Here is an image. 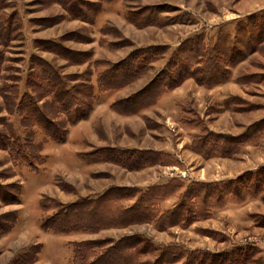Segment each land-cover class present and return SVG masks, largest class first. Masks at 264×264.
<instances>
[{
  "label": "rangeland",
  "instance_id": "374dc122",
  "mask_svg": "<svg viewBox=\"0 0 264 264\" xmlns=\"http://www.w3.org/2000/svg\"><path fill=\"white\" fill-rule=\"evenodd\" d=\"M83 1L93 4L90 9L80 4L86 20L72 17L66 8L70 5L63 7L61 0H0V264H72L73 242L96 239L117 242L134 234L146 236L156 249L143 262H153L159 254L157 249L175 247L185 253V259L176 264H185L192 252L201 257L204 253L238 249L252 255L251 260L235 264H264V201L246 212L236 208L232 216L223 218L222 213L220 216L229 205L242 206L253 198L242 204L229 203L213 211L208 219L164 231H158L153 224L96 234L55 235L42 230L44 221L58 213L60 205L82 198L94 199L111 188L148 191L180 181L185 191L187 186L201 180L203 170L208 179L226 169L233 172L246 167L237 162L204 163L207 159L193 151L189 158L183 155L180 145L185 139L190 148L192 136L201 134L184 123L196 119L191 109L206 116L215 107L218 118L216 122L211 120V126L232 139L242 137L264 120V0ZM96 8L98 12L94 14ZM260 30L259 40L253 46L250 32L258 34ZM196 39L207 44L211 55L222 56L224 48L230 47L249 56L232 69L231 90L217 89L219 86L207 88L188 79L184 86L166 91L153 105L135 114L128 115L130 111L121 107L118 108L123 113L116 109L121 101L146 89L171 66L184 43ZM134 55L147 68L144 74L121 89L102 90L99 79L116 87L118 78L113 75L115 81L110 80L109 72L117 65L126 67ZM40 61L64 78L77 97L76 89L86 91L92 87L93 99L88 102L92 109L86 118L76 121L79 113L74 109L69 117L59 112L51 97L42 91ZM197 61H201L200 57ZM242 77L248 80L237 83ZM230 91L231 108H226L227 99H222ZM25 96L37 100L38 107L58 127L59 135L65 134L64 140L49 139L41 124L35 125L26 118L27 112L21 110L22 101L24 104L28 101ZM81 107L83 111L87 108ZM202 119L209 127L205 117ZM7 143L17 144L15 151L20 154L11 155L2 146ZM249 143L257 146L249 165L263 164L264 132ZM108 148L148 151L161 148L168 163L155 165L159 168L153 170L148 167L130 171L108 162L107 152L102 151ZM237 148L243 150L245 144ZM262 167L248 171L260 170L252 181L262 179ZM261 188L262 195L263 183ZM131 203L126 201L124 206ZM173 203L162 204V211L173 208ZM254 208L260 214H251ZM113 244L103 246L100 251Z\"/></svg>",
  "mask_w": 264,
  "mask_h": 264
},
{
  "label": "trees",
  "instance_id": "16d2710c",
  "mask_svg": "<svg viewBox=\"0 0 264 264\" xmlns=\"http://www.w3.org/2000/svg\"><path fill=\"white\" fill-rule=\"evenodd\" d=\"M98 1L108 3L113 0ZM61 2L63 7L69 4L70 6L66 8L70 10L72 17L81 20H86L87 17L81 5L89 9L93 7V4L83 0H61ZM94 11V14H96L98 8ZM260 33L261 30L258 34L250 32L253 37V43L251 41L250 43L253 46L259 40L257 35ZM200 41L196 39L184 43L178 50L171 66L161 72L146 89L144 88L131 98L121 101L120 106L116 105V109L122 112L118 108L121 107L126 111H130L128 115L135 114L144 107L153 105L166 91L179 87L188 79H194L199 85L207 88L226 84L230 82L232 69L249 58L245 55V52L238 48L230 49V47L224 48L222 56L211 55V49L207 47L206 43L202 44ZM251 50H253V53L256 52V48ZM134 57L135 55L128 59L126 67L117 65L109 72L108 78L110 80L115 81L114 76L118 78L116 87L104 84L99 79L100 88L105 92L115 90V88L121 89V87L133 82L134 79L141 77L147 68L144 67L143 61L139 63ZM199 57L200 62L197 61ZM204 59L207 61L202 62ZM40 62H42V65L39 79L44 80V86L42 88L38 87L47 96L51 97L59 112L67 114L69 117L70 111L74 109L79 113L76 121L86 118L92 109L91 104H88L93 99H91L92 87H88L86 91L81 88L76 89L75 93L78 92L79 96L77 97L68 88L64 78L49 68L45 62ZM223 63L225 65L221 67ZM197 65H199L198 68ZM240 80L237 83L243 84V80H248V77H242ZM26 98L27 103L24 104L22 101L21 106V110L27 112L26 118L34 122L35 125L41 124L45 128L49 139L53 141L64 140L65 134L61 133L59 135L58 127L47 118L43 113V109L38 107L37 100ZM81 105H86L87 108L83 111ZM224 106L231 108L230 98L224 102ZM81 110L82 112H80ZM190 112L193 115L192 117L196 116V119L193 118L192 121L185 120V125L191 126L187 127L190 130L197 129L201 131V134L192 136L190 148L206 159L216 157L232 158L240 151L237 148L238 146L241 148L244 144H250L249 142H253L259 133L264 132L263 120L250 128L242 137H238L239 139H232L228 137L229 135L217 134L209 130L205 121L194 109H191ZM2 146L8 148L13 156L20 154L15 151L16 146L18 147L17 144L14 146L7 143ZM102 151L103 153L107 152L108 162H113L130 171L168 163L162 152L119 148H108ZM263 169L264 167H262V171ZM258 172H246L237 179L223 183H192L187 186L188 188H185V191L182 190L185 186L180 181V183L169 182L148 191H141L136 188H111L97 198H82L74 203L60 205V211L44 221L42 230L52 232L55 235H71L78 233L96 234L108 229H125L143 224H153L158 231H164L178 225L187 226V224L194 221L210 218L213 211L223 209L229 203L242 204L249 198L256 199L260 197L263 192L261 184H264V175L260 181L251 180L253 176L258 177ZM246 190L250 193H245ZM177 194H179L177 204L169 210L162 211L161 205ZM126 201H133V203L124 206ZM112 243L114 244L111 247L100 251V248ZM71 246L73 247L72 264H176L185 259L184 251L175 247H163L157 249L159 254L153 262H143L144 257L156 253L152 242L143 234L127 236L117 242L106 241L104 243L102 240L96 239L73 242ZM200 255L197 252L190 253L186 257L185 264H235L238 261L251 260L250 256L252 254H246L242 249H238L227 253H204V256L201 257ZM233 257H235L234 260Z\"/></svg>",
  "mask_w": 264,
  "mask_h": 264
},
{
  "label": "crops",
  "instance_id": "0c3cea01",
  "mask_svg": "<svg viewBox=\"0 0 264 264\" xmlns=\"http://www.w3.org/2000/svg\"><path fill=\"white\" fill-rule=\"evenodd\" d=\"M187 83V82H186ZM185 83V84H186ZM185 84H183V86L185 85ZM182 86V87H183ZM232 83L231 82H229V83H226V84H223V85H220L219 87H216L217 89H221V88H223V89H226L227 91H229V90H231L232 89ZM243 86H245V85H243ZM206 91L208 90V89H205ZM211 90H215V88L214 89H211ZM230 95H231V91H230V93H229V95L228 96H226V97H224L222 100H226V99H228L229 97H230ZM233 95V94H232ZM210 107V106H209ZM215 107H212V109H208L209 111L208 112H206V116H205V114L203 115V114H201V118H204L205 117V119L208 121V128H209V130H211V131H213V132H220V133H224V132H222L221 130L220 131H217V129L216 128H214V127H212L211 126V120H214L215 119V122L217 121V114L215 113V111H216V109H215V111L213 110ZM204 116V117H203ZM222 116H224V115H220V117H222ZM220 120H222V119H220ZM225 133H226V131H225ZM227 133H230V131H228ZM186 141H185V143L183 144V146L182 145H180L181 146V150L183 149L184 150V156L186 157V158H189V156H190V154H192L191 152H192V150L189 148V142H188V140L187 139H185ZM262 145V143H260L258 146H261ZM254 148H257V146H255V145H251V146H249L248 144L247 145H245V148L242 150H240V153L237 155V156H235V158H211V159H207L204 163H209V164H215V162H224V161H226V163L227 162H229V163H238L240 166H241V163H243L246 167H244V168H241L240 170H235V171H233V172H231V171H229L228 169H226V171H223L222 173H218V175H216V176H212V177H210V178H208L207 179V177L204 175V172H206V170H203L202 171V178H201V180L199 181V182H207V183H219L220 181H226V180H234V179H236V178H238V177H240V176H242L243 174H245L246 172H248V171H252V170H254V169H256L257 167H259L260 165H264V163L263 164H261V163H258V164H255V165H249V163H251L250 161H251V158H253V155H251L252 154V152H253V149ZM150 149V148H149ZM144 150V149H143ZM151 151H155V152H160L161 151V148L160 149H150ZM195 153V152H194ZM192 155H194V154H192ZM198 155V154H197ZM196 156V155H195ZM241 156V157H240ZM199 157V156H198ZM180 158H181V156H180ZM193 158H195V159H197V161L199 160L200 161V158L198 159L197 157H194L193 156ZM237 158V159H236ZM239 159V161H236V160H238ZM182 160V159H181ZM264 161V160H263ZM182 162H183V160H182ZM201 162V161H200ZM202 163V162H201ZM206 167H208V166H206ZM154 168H159V166H156V167H153V168H149L150 170H153ZM191 169H193L192 167H191ZM205 169V168H204ZM206 177V178H205ZM216 177V178H215ZM209 180V181H208ZM165 182V181H164ZM221 183V182H220ZM178 200H179V194H177L176 196H174V197H172V198H170V199H168V200H166L164 203H163V205H165L166 203H168V202H170V201H174V203H173V205L175 206L176 205V203L178 202ZM260 201H264V194H262L259 198H256V199H253L252 201H250V202H248V204H244V205H242V206H238V207H235V206H231V205H229V207L228 208H226L225 210H223V211H221L220 212V216H221V213H222V216L221 217H223V218H225V215H230V216H232V211L234 210H236V208H239L240 209V212H246L247 210H249V207L251 208L252 206H255V205H257V204H259L260 203ZM169 209H171V208H167L166 210H169ZM230 211V212H229ZM214 213H212V215H213ZM251 214H260V213H258L256 210H255V208L254 209H252V213ZM250 214V215H251ZM211 220H214V219H209L208 221L209 222H211ZM73 235V234H72ZM82 241H87V240H81V241H79V242H82Z\"/></svg>",
  "mask_w": 264,
  "mask_h": 264
}]
</instances>
